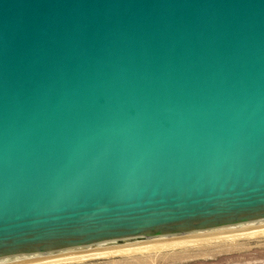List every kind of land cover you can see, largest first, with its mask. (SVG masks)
Instances as JSON below:
<instances>
[{"label": "water", "instance_id": "95a60500", "mask_svg": "<svg viewBox=\"0 0 264 264\" xmlns=\"http://www.w3.org/2000/svg\"><path fill=\"white\" fill-rule=\"evenodd\" d=\"M264 239V0H0V264Z\"/></svg>", "mask_w": 264, "mask_h": 264}, {"label": "rangeland", "instance_id": "374dc122", "mask_svg": "<svg viewBox=\"0 0 264 264\" xmlns=\"http://www.w3.org/2000/svg\"><path fill=\"white\" fill-rule=\"evenodd\" d=\"M98 264H264V239Z\"/></svg>", "mask_w": 264, "mask_h": 264}, {"label": "bare ground", "instance_id": "6f19581e", "mask_svg": "<svg viewBox=\"0 0 264 264\" xmlns=\"http://www.w3.org/2000/svg\"><path fill=\"white\" fill-rule=\"evenodd\" d=\"M237 246H239L238 244H236ZM223 247V246H222ZM225 247V246H224ZM221 248V247H220ZM216 249V248H215ZM219 249V248H218ZM223 249V248H222ZM214 250V249H213ZM154 258V257H153Z\"/></svg>", "mask_w": 264, "mask_h": 264}]
</instances>
